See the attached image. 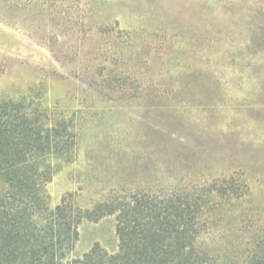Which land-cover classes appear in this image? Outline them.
<instances>
[{
    "label": "rangeland",
    "instance_id": "1",
    "mask_svg": "<svg viewBox=\"0 0 264 264\" xmlns=\"http://www.w3.org/2000/svg\"><path fill=\"white\" fill-rule=\"evenodd\" d=\"M263 5L0 0V96L31 98L75 126L74 156L52 162L50 207L69 193L87 209L111 192L233 171L264 190ZM92 8L113 32L81 43L71 24L67 35L65 11ZM95 244L117 251L113 216L81 224L75 255Z\"/></svg>",
    "mask_w": 264,
    "mask_h": 264
},
{
    "label": "trees",
    "instance_id": "2",
    "mask_svg": "<svg viewBox=\"0 0 264 264\" xmlns=\"http://www.w3.org/2000/svg\"><path fill=\"white\" fill-rule=\"evenodd\" d=\"M65 14L66 34L73 24L81 43L114 30L94 8L75 19ZM73 125L31 98L0 96V264H264V190L235 171L160 191L111 192L87 209L69 193L50 207L52 162L74 156ZM109 216L116 222L117 251L95 244L76 256L81 224Z\"/></svg>",
    "mask_w": 264,
    "mask_h": 264
}]
</instances>
